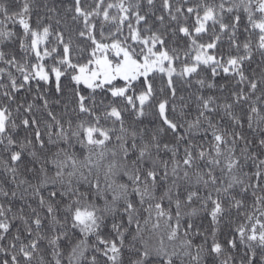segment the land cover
Returning <instances> with one entry per match:
<instances>
[{"label": "snow or ice", "instance_id": "1", "mask_svg": "<svg viewBox=\"0 0 264 264\" xmlns=\"http://www.w3.org/2000/svg\"><path fill=\"white\" fill-rule=\"evenodd\" d=\"M14 3L0 264H264V0Z\"/></svg>", "mask_w": 264, "mask_h": 264}, {"label": "trees", "instance_id": "2", "mask_svg": "<svg viewBox=\"0 0 264 264\" xmlns=\"http://www.w3.org/2000/svg\"><path fill=\"white\" fill-rule=\"evenodd\" d=\"M8 4H9V7L11 9H15L16 8V5L14 3V0H7ZM64 3H68V0H64ZM69 19H70V16H69ZM251 67L255 68L256 67V64L254 63ZM181 94H185L186 95V91L182 92ZM148 119H151L150 117ZM23 132L20 133L21 136H23ZM26 162L29 164V166H31V163L30 161L26 158Z\"/></svg>", "mask_w": 264, "mask_h": 264}]
</instances>
